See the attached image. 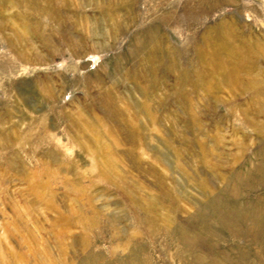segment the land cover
I'll return each mask as SVG.
<instances>
[{
    "label": "rangeland",
    "instance_id": "374dc122",
    "mask_svg": "<svg viewBox=\"0 0 264 264\" xmlns=\"http://www.w3.org/2000/svg\"><path fill=\"white\" fill-rule=\"evenodd\" d=\"M0 264H264V0H0Z\"/></svg>",
    "mask_w": 264,
    "mask_h": 264
}]
</instances>
